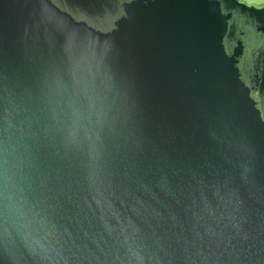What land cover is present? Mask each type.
<instances>
[{
  "label": "water",
  "instance_id": "obj_1",
  "mask_svg": "<svg viewBox=\"0 0 264 264\" xmlns=\"http://www.w3.org/2000/svg\"><path fill=\"white\" fill-rule=\"evenodd\" d=\"M0 264H264V27L0 0Z\"/></svg>",
  "mask_w": 264,
  "mask_h": 264
},
{
  "label": "flooded vegetation",
  "instance_id": "obj_2",
  "mask_svg": "<svg viewBox=\"0 0 264 264\" xmlns=\"http://www.w3.org/2000/svg\"><path fill=\"white\" fill-rule=\"evenodd\" d=\"M229 9L242 12L264 27V0H221Z\"/></svg>",
  "mask_w": 264,
  "mask_h": 264
}]
</instances>
